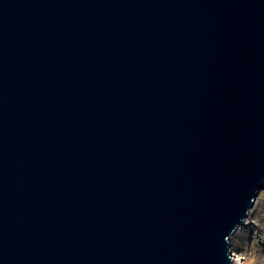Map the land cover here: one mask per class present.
Instances as JSON below:
<instances>
[{"label": "water", "instance_id": "water-1", "mask_svg": "<svg viewBox=\"0 0 264 264\" xmlns=\"http://www.w3.org/2000/svg\"><path fill=\"white\" fill-rule=\"evenodd\" d=\"M264 188V0H0V264H238Z\"/></svg>", "mask_w": 264, "mask_h": 264}, {"label": "rangeland", "instance_id": "rangeland-1", "mask_svg": "<svg viewBox=\"0 0 264 264\" xmlns=\"http://www.w3.org/2000/svg\"><path fill=\"white\" fill-rule=\"evenodd\" d=\"M235 259L240 264H264V188L251 209L248 223L231 237Z\"/></svg>", "mask_w": 264, "mask_h": 264}, {"label": "bare ground", "instance_id": "bare-ground-1", "mask_svg": "<svg viewBox=\"0 0 264 264\" xmlns=\"http://www.w3.org/2000/svg\"><path fill=\"white\" fill-rule=\"evenodd\" d=\"M247 223H248V219H247ZM240 228H242V227H239V229H240ZM240 262H241V258H240V257H237V258H236V263L240 264Z\"/></svg>", "mask_w": 264, "mask_h": 264}]
</instances>
